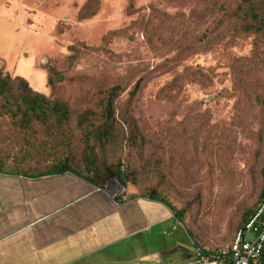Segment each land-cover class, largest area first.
I'll use <instances>...</instances> for the list:
<instances>
[{
  "label": "rangeland",
  "instance_id": "obj_1",
  "mask_svg": "<svg viewBox=\"0 0 264 264\" xmlns=\"http://www.w3.org/2000/svg\"><path fill=\"white\" fill-rule=\"evenodd\" d=\"M89 1L0 0V70L76 111L100 98L82 76L120 85V106L141 79L131 113L150 142L134 150L120 128L106 148L108 163L121 159L139 183L109 178L104 190L124 198L156 186L177 208L191 207L192 236L185 229L198 254L215 259L229 251L264 184V105L257 100L264 97V36L226 16L224 7L239 0H97L89 11L95 13L82 19ZM113 31L119 34L105 41ZM72 45L81 49L74 63ZM51 69L63 74L56 93ZM35 129L31 135L0 117L4 170L45 173L72 156L75 170L93 176L78 131ZM98 170L103 175L105 165Z\"/></svg>",
  "mask_w": 264,
  "mask_h": 264
},
{
  "label": "crops",
  "instance_id": "obj_2",
  "mask_svg": "<svg viewBox=\"0 0 264 264\" xmlns=\"http://www.w3.org/2000/svg\"><path fill=\"white\" fill-rule=\"evenodd\" d=\"M197 255L163 202L118 201L71 172L0 173V264H190Z\"/></svg>",
  "mask_w": 264,
  "mask_h": 264
},
{
  "label": "trees",
  "instance_id": "obj_3",
  "mask_svg": "<svg viewBox=\"0 0 264 264\" xmlns=\"http://www.w3.org/2000/svg\"><path fill=\"white\" fill-rule=\"evenodd\" d=\"M92 1L96 2L97 0H90L89 4L82 9L80 13L82 19L95 13L94 11L89 13L92 9ZM130 7H133L132 1L130 2ZM224 10L229 20L240 21L239 25L243 31L264 36V0H239L237 7L227 6L224 7ZM117 34H119V31L110 32L104 40L106 41ZM70 50L72 52L69 57L70 62L74 63L78 60L81 49L72 45ZM62 78L63 74L60 71L56 69L50 70L48 84L51 86L53 93L58 90ZM82 78L91 85L89 88L93 90V94L100 95V98H98L99 101L95 106L76 111L60 97L49 98L45 94L35 91L24 77H12L0 70V117L9 118L14 128L31 133V135L37 132L35 129L36 123L40 124L42 131L48 135H52L55 132L66 134L67 129L69 131H78L84 147L83 165L88 172H93V176H91L88 173L75 170L72 156H67L45 173L24 174L39 176L71 172L96 184L101 189H105L107 185L103 183L109 178H118L126 185H137L139 183L137 172L123 163L121 159L116 165L108 163L109 155L106 156V148L115 142L120 128L124 131V141L134 150L144 151L150 142V139L142 133L139 124L131 113V106L141 90L142 80L139 79L134 84L125 103L120 106L118 105V100L123 91L120 85L108 88L102 85L101 80L95 76H82ZM257 100L264 105V97L259 96ZM102 155L104 159H101ZM99 163L105 165L106 171L103 175L98 170ZM0 173L15 172H8L0 166ZM262 175L264 181V164ZM142 196L166 204L172 210L175 218L186 227L188 233L192 236L186 221V216L191 207L177 208L156 186L148 189L147 193ZM117 200L122 201L124 198L122 196L117 197ZM263 202L264 184L260 191L257 205L244 213L236 233L239 229L246 226ZM214 256L211 255V257ZM223 257H225L223 253H220V256L215 259ZM226 257L228 258L229 255ZM255 264H264V256L257 260Z\"/></svg>",
  "mask_w": 264,
  "mask_h": 264
},
{
  "label": "built area",
  "instance_id": "obj_4",
  "mask_svg": "<svg viewBox=\"0 0 264 264\" xmlns=\"http://www.w3.org/2000/svg\"><path fill=\"white\" fill-rule=\"evenodd\" d=\"M223 255L225 257L211 260L199 254L190 264H255L264 256V202L246 226L238 230L229 251Z\"/></svg>",
  "mask_w": 264,
  "mask_h": 264
}]
</instances>
